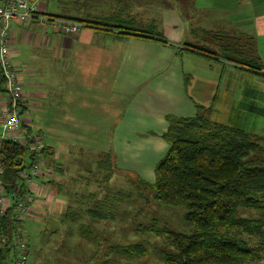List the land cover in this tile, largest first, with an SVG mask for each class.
<instances>
[{"label":"crops","instance_id":"crops-1","mask_svg":"<svg viewBox=\"0 0 264 264\" xmlns=\"http://www.w3.org/2000/svg\"><path fill=\"white\" fill-rule=\"evenodd\" d=\"M45 1L28 4L41 16L112 25L135 22L154 27L158 35L146 38L85 27L68 36L34 20L10 23L9 50L24 99L22 133L38 136L51 153L43 157L41 174L31 189V211L23 221L26 264H105L101 237L94 229L101 221L90 219L85 211L104 198L117 210L115 205L125 199L121 192L106 191L99 181L92 187L71 188L66 196L56 193L53 182L64 181L62 167L66 178L73 181L77 176L72 173H82L76 180H84L86 154L96 157L91 167L96 170V163L109 156L113 174L143 172L136 179H150L168 148L164 134L169 118L204 116L259 136L264 144V76L219 55L224 50L264 71V0H255L254 7L251 0H204L208 5L195 8L192 15L202 46L182 41L184 24L175 14L176 23L169 13L171 21L163 16L165 27L173 28L166 37L149 17H137L143 8L124 4L125 0L108 10L106 0H53L54 10ZM5 102L0 91V111ZM130 193L137 194L134 189L123 194ZM61 240L67 246L64 252L59 251ZM89 243L97 244L96 251L86 246ZM109 264L123 262L115 258Z\"/></svg>","mask_w":264,"mask_h":264},{"label":"trees","instance_id":"trees-1","mask_svg":"<svg viewBox=\"0 0 264 264\" xmlns=\"http://www.w3.org/2000/svg\"><path fill=\"white\" fill-rule=\"evenodd\" d=\"M62 19L72 20L67 17ZM72 21L83 24L84 28L118 30L146 38L158 37L154 27L135 22L112 25L89 19ZM195 49L212 54L206 49ZM219 55L262 74L261 68L232 58L224 50ZM167 123L164 139L168 148L154 169V182L147 184L137 178L133 187L137 194L123 195V198L137 196L146 204L149 201L146 195L152 192L150 200L163 208L184 207V220L192 227V234L171 231L154 220L144 228L164 240L165 248L156 253L161 263L264 264L263 139L212 122L204 116L169 118ZM30 146V139H26L22 145L12 141L0 142V181L4 196L11 201L5 215L0 218V264H14L17 259L15 222L10 217L14 200L22 195L16 184L18 174L34 160L35 153ZM41 155H51L50 150L44 147ZM96 164L98 172L104 175L99 183L107 184L114 172L109 156ZM57 170L58 174L62 173L60 169ZM53 184L58 194L65 188L62 182ZM85 213L93 220L110 221L114 217V203L104 198ZM83 231L87 232L86 228ZM99 247L100 251H105V264L115 258L127 262L146 255L145 248L139 244H110L103 241L99 242Z\"/></svg>","mask_w":264,"mask_h":264},{"label":"rangeland","instance_id":"rangeland-1","mask_svg":"<svg viewBox=\"0 0 264 264\" xmlns=\"http://www.w3.org/2000/svg\"><path fill=\"white\" fill-rule=\"evenodd\" d=\"M48 1L49 10H54L52 9V6H56L57 4L53 0H47L45 2ZM105 2L106 4L104 6L106 10H108L112 5L120 6L123 5V3L127 5H132L137 9L143 8L142 10H139L137 17H149V19L156 23L155 25L157 27L158 32L162 35H166V37H170L168 34L171 30L173 31V28H166L165 26H168V22L164 21L163 18L168 17V21H171L172 18V23H176L177 20L174 17L175 14L177 17L180 18L185 28L186 35L184 39L180 36V40L183 39V42L196 46L203 45V43L199 39V35L197 33H194L195 22L197 20H195L192 15L193 10L195 8L206 6L205 4L207 3H205L204 0H125L122 1L123 3L119 2V0H106ZM257 4L258 3L255 0L250 1V5L252 7L256 6ZM166 13H169L171 15V18L170 15ZM162 30L164 31V34ZM175 33L177 34V32ZM171 35L172 37L174 36V34L172 33ZM25 161L27 162V156H25ZM92 161L96 162V157H93L90 154H86V166L88 167L87 174H84L86 178L84 180H76L75 182H73L70 178H66V168H64V166L62 167L64 176V181L62 183L65 184V188H63V191L61 192L62 195L66 196L65 192L71 191V188H74V190L79 187L83 189L86 186H94L93 183H98L102 174L99 173L95 167L91 168L95 164H93ZM136 173H120L116 170L107 184L103 185L99 183V186L105 188L106 191L108 189L109 193H113L114 191L117 193L121 192L120 196H123V193H129L133 190L132 188L134 187V184L137 181L136 176L144 174L143 172ZM73 174H75V177L77 176L78 178L83 175L82 173H72L71 175ZM151 177L152 178L150 179H143L144 182H146L147 184H152L154 182L153 172L151 174ZM65 179L68 181V183H66ZM151 194L153 193L148 192V195H146V197H148L149 199L146 204H143L142 200V203L138 202L137 196L124 198L125 200H123L122 203H118L115 205L117 210H114V215H116V218L113 225H111L112 222L101 221L98 225L94 226V229L98 231V234L96 236L99 235L101 237L98 239L100 240V243L105 241L109 242L110 244H139L145 248L146 255L143 258L131 259L127 262L123 261V264H162L156 253H158L160 249L165 248L164 240L162 238H157L153 236L152 233L145 230L146 227L149 226L151 224V221L153 220L156 221L159 226H165L174 232L182 234L193 233L192 227L187 224L184 220V207L163 208L157 205L153 200H150ZM117 196L119 195L117 194ZM73 200L76 201V198H74ZM83 219L86 220L87 218L83 217ZM60 242H62V244L59 245V251H66V243L62 240ZM86 246H90L91 251L95 250V244L93 243H89Z\"/></svg>","mask_w":264,"mask_h":264},{"label":"built area","instance_id":"built-area-1","mask_svg":"<svg viewBox=\"0 0 264 264\" xmlns=\"http://www.w3.org/2000/svg\"><path fill=\"white\" fill-rule=\"evenodd\" d=\"M31 20L40 26L68 36L76 35L84 28L83 24L76 21L37 15L35 9L29 6L28 0H3L0 3V91L6 95L4 108L0 111V142L12 141L22 145L26 139H30V149L35 153L31 165L18 174L16 182L17 189L22 195L14 200L15 206L10 217V220L15 222L14 242L18 250L14 264H26L27 261L28 246L23 234V221L31 211L33 203L31 189L34 181L41 174L43 166L41 151L45 147L38 136L27 137L22 133L23 90L9 50L10 23L21 24ZM262 75L264 76V71ZM10 204L11 201L5 199L0 181V218L5 215Z\"/></svg>","mask_w":264,"mask_h":264}]
</instances>
